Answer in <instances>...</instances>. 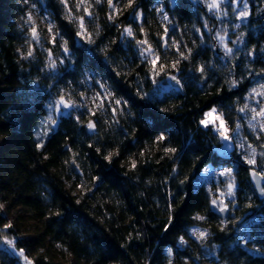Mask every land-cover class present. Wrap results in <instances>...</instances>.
I'll list each match as a JSON object with an SVG mask.
<instances>
[{"label": "trees", "instance_id": "obj_1", "mask_svg": "<svg viewBox=\"0 0 264 264\" xmlns=\"http://www.w3.org/2000/svg\"><path fill=\"white\" fill-rule=\"evenodd\" d=\"M241 2L249 10L243 24L232 0L212 17L192 0H135L127 10L128 0H113V7L94 1L88 6L90 14L77 3L65 7L43 0L59 37L52 54L64 62L45 69L42 55L28 60L20 55L25 38L6 16V0H0V264H21L15 254L19 249L34 264H166V246L173 248L175 264H182V258L199 264L193 250L199 256L204 250L189 238L198 224L193 217L204 213L213 225L221 220L206 211L212 193L194 185L205 167L234 170L235 208L226 218L240 217L228 224L227 232L214 227L208 244L219 246L216 255L227 264H264V200L249 183V164L235 152L218 155V134L200 125L214 106L229 113L228 125H234L243 100L264 84V0H236ZM157 4L168 17L167 25ZM134 12L140 13L139 19ZM70 17L84 19V38L76 35L80 24ZM96 23L99 35L93 32ZM124 27L132 29L131 37L123 33ZM219 31L227 32L233 50L225 59L212 49ZM240 32L244 36L237 40ZM64 40L68 55L61 46ZM139 40L148 41L144 48L151 46L160 57L158 64L165 66L156 67L155 75L152 55L141 56ZM194 64L207 66L203 79L198 71L192 74ZM171 76L181 81V89L165 87ZM226 77L238 83L230 89ZM29 87L32 94L24 106L13 110L21 100L17 89L28 92ZM73 91L106 96V112L90 116L80 111V97ZM60 96L75 107L50 110L49 103ZM49 115L56 124L48 123ZM89 120L96 123L94 130L87 128ZM161 133L168 135L163 144L157 140ZM251 142L256 163L262 166L264 132ZM169 144L179 149L177 173L172 172L174 161L158 150ZM109 151L116 152L111 163L104 159ZM193 164L196 176L189 175L190 182L181 188L178 178ZM174 205L169 223L166 211ZM25 215L32 217L33 228ZM181 235L191 248L178 244ZM245 236L254 240L238 243ZM6 240H13L15 249ZM229 245L236 247L229 251Z\"/></svg>", "mask_w": 264, "mask_h": 264}, {"label": "rangeland", "instance_id": "obj_2", "mask_svg": "<svg viewBox=\"0 0 264 264\" xmlns=\"http://www.w3.org/2000/svg\"><path fill=\"white\" fill-rule=\"evenodd\" d=\"M95 0H87V7L91 6V2H94ZM108 0H101L100 3H107ZM30 3H35L37 4V9L34 10L39 17L35 21V24H31L27 21V16L30 11V4H25L23 0H6L5 6H6V16L16 24L18 29L22 32L24 38H25V49L24 52H27L31 50L33 54H40L43 56L45 63L49 62L50 60H54L57 64V61H61L60 58L55 59L53 56L52 48L55 46V43L50 42L53 37L56 35L55 30L52 29V31H49L48 28H42L40 24V20H43V22L47 25H51L53 22L51 20L50 15L46 10L44 9L43 6V0H30ZM77 3L80 4V0H67V4L70 5H75ZM208 0H202L201 3L198 5L203 12H205V15L208 17L215 16L216 13H220L222 7L228 3V0H220V7L217 9L210 10L207 7ZM245 3L241 2L239 3H234L233 4V9L235 12L236 17H238L239 13L241 11L245 10ZM84 7V6H80ZM80 7L78 9H80ZM160 8L162 9L161 12H157L161 21L167 25V20L163 19V16L166 15L163 8H161L160 5L157 4L156 9ZM246 10L249 14V10L246 6ZM221 14V13H220ZM226 12L223 13L225 15ZM222 15V16H223ZM23 18V19H22ZM247 17L244 18H237L239 24H243L246 21ZM219 21L222 20V17L219 16ZM32 27H35L39 33V38L38 40L34 41L31 36V29ZM223 36L224 40L221 42L219 40V37ZM47 37V38H46ZM214 42L212 44V49L216 54H223L222 59H225V47L227 45L228 41V34L227 32H217L214 37ZM144 50V46H139L138 51L141 52ZM21 55V54H20ZM148 56V55H146ZM31 58V57H29ZM145 58V56H143ZM172 77V76H171ZM166 88H174V89H181L180 84H177L175 80L171 79L168 77L166 79ZM258 91H264V89H259ZM74 92V91H73ZM75 95H78L80 97L79 100V110L80 111H85L88 112L90 116H92L95 113L99 112H106L107 107H108V101L106 99V96L104 95H99V94H94V93H87L86 96H83L81 92L75 91ZM77 97V96H76ZM95 98V99H94ZM85 100H87V103H85ZM264 103V96H258L254 95L253 93L249 94L244 100L242 106L244 104L249 105V108H258L261 106V104ZM241 106V107H242ZM239 109V108H238ZM237 109L236 117L234 118L233 122L234 124L239 123L241 127L239 129H236L235 132L230 135L231 139L229 141H223L219 139L220 141V147L217 149L218 155L222 157H229L232 152H235L236 154H240L246 161L248 160L249 157H252V142L251 139L258 140L259 136L261 133L259 130V124L261 123V118L257 117L255 120L251 119L252 117V112L249 110H245L244 112H240ZM67 110V109H66ZM212 112V111H209ZM214 116H217V113L214 112L212 116L210 117H205L203 116L202 119H208L212 120ZM218 121H215L213 124H210L209 127L212 128V130L215 132L214 128L215 126H218ZM201 125V124H200ZM203 128H205L203 125H201ZM255 131V134H254ZM217 133V132H216ZM218 134V133H217ZM219 136V134H218ZM256 159V156L253 157ZM250 171L251 172H256L259 173L264 182V166H260L259 164H253L249 165ZM209 171L206 173H201L196 177L194 181L195 188L197 189L198 187L204 186L206 188H211L214 186V189H218L217 191L213 192L212 195L214 197H218L219 200L225 201L229 205L228 211V216L231 214L232 210L235 208V204L231 203L232 201H235V194L233 196H228V195H221V193H226V187H221V185L226 186L229 182H233L235 184L234 178L233 177H221L218 175L220 171L223 169H213L211 167H208ZM223 182V183H222ZM236 185V184H235ZM237 191V187L235 188V193ZM227 216V217H228ZM25 221H27L28 225L30 228H33L34 222L33 219L30 215H25ZM197 225L192 228V230L189 233V238L192 241H196V237L192 235L194 232H198L201 229L198 227L201 222L197 221ZM198 243V242H197ZM16 257L19 259L21 264H24V259L23 257H20L16 255ZM212 256L204 250L200 254V263L199 264H214Z\"/></svg>", "mask_w": 264, "mask_h": 264}, {"label": "clouds", "instance_id": "obj_3", "mask_svg": "<svg viewBox=\"0 0 264 264\" xmlns=\"http://www.w3.org/2000/svg\"><path fill=\"white\" fill-rule=\"evenodd\" d=\"M23 2H24L25 4H30V11H29V14H28V16H27V21H28L29 23H31V24L34 25V24H35V21H36L37 19H39V17L37 16L36 12L34 11V10L37 9V4H35V3H30V0H23ZM56 2H57V3H60V4H64V3H63V0H56ZM95 3L99 4V3H100V0H95ZM130 6H131V4L129 3V0H128V3L125 5V10H127ZM156 11H157V12H161L162 9L157 8ZM165 17H167V15H164V16H163V19H164V20H166ZM237 18L239 19V15H238ZM22 19H23V18H22ZM40 24H41L42 28H48V27H49V25L45 24V23L43 22V20H40ZM55 27H56V26H55V23H52V24H51V28H52L53 30H55ZM193 27H195V25H193ZM237 27H239V25H237ZM196 31H199V29H196ZM93 32H94L95 35H99V33H100V25H99L98 23H96V24L94 25ZM243 36H244V33H243V32H240V34L237 36V40L242 39ZM46 38H47V37H46ZM67 43H68L67 40H64V41L62 42V45H63V44H67ZM91 43H94V41H92ZM234 43H235V41H234ZM29 51H31V50H29ZM29 51H27V52H22V53H21V56H22V58H23L24 60H28L29 57H32L33 59L35 58V57L33 56V53H32V52H31V55H29ZM105 51H106V50H105ZM250 53H251V52H249V55H250ZM185 57H186V58H185L186 60H189V59H190V57L187 56V55H186ZM60 63L63 64L64 62H63V61H60ZM55 67H56V66H55ZM212 67H215V65H212ZM47 68H52V66L50 65V61L47 62V63L45 64V69H47ZM201 68H203V71L200 70ZM197 71L199 72V76H200V78L203 79V78L205 77V75H206V72H207V66H205V67H199V64H194V65H192V74H195ZM261 71H264V69H262ZM173 77H175V79H173V80H175L177 84H180V83H181V81L178 80L176 76H173ZM33 79H34V80H39V77L37 76V77H35V78H33ZM232 81H236V82L238 83L237 80H233V79H231V77H226V78H225V83L229 86L230 89H231V87L233 86V85H232ZM197 86L199 87V85H197ZM36 87H39V86L36 85ZM40 92H41V93H44L45 90H44V89H40ZM31 94H32V88H31V87H29L28 92H24L22 89H17V96L20 97L21 100H20V103H19V104H14V105H13V110H16L18 107H22V106H24V104H25V97H27V96H29V95H31ZM143 98H144V97L142 96L141 99H143ZM41 99H42V97H41ZM57 99H58V98H57ZM57 99H55L52 103H49L48 106L54 104V103L56 102ZM37 102H40V101L37 100ZM70 102H71L72 104H74L73 101H70ZM85 103H87V100H85ZM245 105H247V104H244L242 107H240V108L238 109V111H240V109H242V108H245ZM213 110H214V112L217 113V116H221V117L224 118L225 123H226L227 128H228V133H229V135H230L231 133L235 132L236 129H239V128L241 127V125H240L239 123H236V124H234V125H228L227 117H228L229 113H226L225 111H223V109H222L220 106H214V107L211 109V111H213ZM240 112H241V111H240ZM206 113H208V112H206ZM128 114H129V115H133L131 112H129ZM204 115H205V114H204ZM254 115H255V113L252 112V117H253ZM252 117H251V119H252ZM89 121H90V120H89ZM81 123H83V121H81ZM87 123H88V122H87ZM254 134H255V131H254ZM169 135H170V134H169ZM161 136L164 137L163 140H160V139H159V137H161ZM219 139H221L220 136H219ZM157 140H158L161 144H163L166 140H168V135H165V134L161 133L160 135L157 136ZM221 140H222V139H221ZM166 148H167V149H171V151H167V152H166V151H165ZM96 150H97L98 153L100 152V148H99V147H97ZM158 150L163 151L164 154H165V156H167L169 160H173V161H174V163H173V168H172V172H173V173H177V172H178V168H179V162L176 160V156H177V154L179 153V149H178V147L175 146V145H171V144H169L168 146H164V147H159V146H158ZM115 154H116L115 151H109V152H108V155L104 156V159L107 160L109 163H111V159H110V158H111L113 155H115ZM194 167H195V164H193V165L189 168L188 172H187L185 175H183L182 177H179V178H178V181H177V182H178V184L181 186V188H183L185 184H187V183L190 182V181H189V175H191L193 178H195L196 173L192 171V168H194ZM206 169H208V168L205 167V168L201 169V173H206V172H208V171H206ZM224 169H225V168H224ZM228 169H232V168H228ZM257 175H260V174L257 173ZM221 187H226V186L221 185ZM217 190H218V189H208V191H209L210 194L213 193V192H215V191H217ZM226 191H227V187H226ZM259 194H260V198H261L262 200H264V194H262V193L260 192V189H259ZM140 195H143V193H141ZM179 199H180V202L183 201V197H180ZM216 199H219V198H218V197H213V198H212V200H216ZM212 200H211V201H212ZM231 203H235V201H232ZM211 204H212V203H211ZM246 206H247V207H251L252 205H251V204H248V205H246ZM3 207H4V205H3V204H0V209H3ZM217 208H218V206H217V207H214V208H209V209H207L206 211L211 212L213 215H216V216H220L221 213H224L225 217L227 216V212H226V211H224V212L217 211ZM227 209H229V205H228V204H227ZM175 210H176V206L174 205V206H171V207L166 211V216H167V219H168L169 223H170L171 220H172V216H173V213L175 212ZM193 219H194L195 221H199V222H201V224L198 226L201 230L198 231V232H194V233H192V235L196 237V241L198 242L200 248H201L202 250H207V251L211 252V253L213 254V258L217 261V264H227V261H221V260L219 259V256L216 255V253L219 251V246H218V245H209V244H208V241H209L210 238H212V237L214 236V233H213V231H212V229H213L214 227H215L216 229H218L219 231L227 232V231H229V229H228V224H233V225L236 224V222H237L238 220H240V217H239V216H235V218H234V219H231V220H229V219H227V218H224V219H221V220H220L218 223H216L215 225H213L211 222H209L207 215L204 214V213H196V214L194 215ZM258 219H259V218H258ZM200 232H204V233H206V236H205L204 238H200ZM253 240H254V238L249 237V236H245V237H244L242 240H240L238 243H241V244H245V245H246L249 241H253ZM178 244H179L180 246H187L188 248H191V245L189 244V241H188L183 235H181V236L178 237ZM235 247H236V245H229V251L234 250ZM165 251H166V255H167V257H168V259H167V261H166V264H175V258H174V256H173V248H172L171 246H166ZM169 253H171V254H169ZM193 254L196 256V260H197V262H198V261L200 260V256L197 255V254L195 253V250H193ZM142 264H148L147 260H144V261L142 262ZM182 264H193V261H192V260H189V259L182 258Z\"/></svg>", "mask_w": 264, "mask_h": 264}, {"label": "snow or ice", "instance_id": "obj_4", "mask_svg": "<svg viewBox=\"0 0 264 264\" xmlns=\"http://www.w3.org/2000/svg\"><path fill=\"white\" fill-rule=\"evenodd\" d=\"M101 2V0H100ZM63 3L65 5V7H67V0H63ZM129 3L131 5H134L135 3V0H129ZM232 3H236V0H232ZM87 5V0H80V4L77 5V7H80V6H84L83 10L86 14H90L89 13V10H88V7L86 6ZM108 5L109 7H113V0H108ZM220 0H208V3H207V7L210 9V10H213V9H217L218 7H220ZM248 16V12L246 10V6H245V10L244 11H241L239 13V18H244V17H247ZM113 17H109V19H112ZM134 18L135 19H139L140 18V13L139 12H134ZM70 19H72L73 23H76V22H79L80 24V31H77L76 35L77 36H80L82 38L85 37L86 33L84 32V27H85V24H84V19L83 18H72L70 17ZM165 19L167 20L168 17H165ZM49 31H52V28H51V25H49ZM165 32H167V29H165ZM123 33L126 34L127 36L131 37L133 35V31L130 27H124L123 29ZM31 36H32V39L34 41L38 40L39 38V33L37 31V29L35 27H32L31 29ZM59 39L58 37V34L55 35L53 37V39L50 41L52 43H55L57 40ZM219 40L221 42H223L224 40V37L223 36H220L219 37ZM89 43L92 42L91 39L88 40ZM137 45L138 46H144V45H148V41L146 40H139L137 41ZM63 47V50H64V53L65 55H68L69 52H70V49L68 48L67 44H63L61 45ZM233 52L232 48L230 47H225V55H229ZM29 55H31V51H29ZM146 55H152V59L150 61V63L153 65V74H157L155 72V68L156 67H159L160 69H164V65H161V64H158V61L160 59V57L156 56L153 54V49L151 48V46H148V47H145L144 50L141 52V56H146ZM250 55H252V53H250ZM181 57L182 58H186L184 56L183 53H181ZM179 61H177L178 63ZM50 65L52 66V68H55L56 66V62L54 60H50ZM176 64H173L172 67H175ZM201 71H203V68L200 69ZM171 79H175V77H170ZM237 84L236 81H232V85L235 86ZM260 88L261 89H264V84L260 85ZM105 90H107L105 88ZM252 93L254 95H258V96H264V91H258L256 88H253L252 90ZM108 97H112V94L111 92L108 93ZM95 99V98H94ZM115 103L116 104H120L121 101L120 100H115ZM75 105L72 104L71 102L69 101H66L65 97L63 96H60L56 102L52 105L49 106V109H55L56 112H61L63 110H66V109H70V108H74ZM245 110H249L253 113H255V115L252 117L253 120H255L257 117L261 118V123L259 124V130L261 132H264V103L261 104L260 107L258 108H249V105H245V108H242L240 109L241 112H244ZM214 113V110L212 112H208V113H205V117H210L212 116ZM47 121L49 124H56V121L53 119V116L52 115H49L47 117ZM215 121H218V126H215L214 130L215 132H217L219 134V136L221 137V139L223 141H229L231 139L229 133H228V128H227V125L225 123V120L223 117L221 116H214L212 120H208V119H202L200 121V124L203 125L205 128H209V125L210 124H213ZM87 128L89 130H94L96 128V123H94L93 121H89L87 123ZM160 140H163L164 137L161 136L159 137ZM37 148H41L42 145L40 143H37ZM165 151H171V149H165ZM255 156V149H253L252 151V157H249L248 160H247V163L249 165H253V164H256V160L253 158ZM261 165L264 166V153H261ZM131 167L133 169L136 168V163L133 162ZM206 171H209V169H206ZM233 169H228V168H225L223 169L222 171H220L218 173L219 176L221 177H225V176H228V177H232V174H233ZM253 175H255V172H253ZM223 183V182H222ZM259 189H260V192L262 194H264V183H260L259 185ZM227 192L226 193H221V195H228V196H233L235 194V188H236V185L233 183V182H229L227 185ZM212 205L214 207H217L218 206V209L219 211L221 212H224L227 210V203L223 200H219V199H216V200H212L211 201ZM4 228H10L11 225L10 224H5L3 225ZM0 235H3L2 232H0ZM206 236V233L204 232H200V238H204ZM4 243H6L8 245V247L10 249H15V243L13 240H6L4 241ZM16 255L20 256V257H23L24 259V264H34V262L32 260H30L24 253V249H19L18 251L15 252ZM171 254V253H169Z\"/></svg>", "mask_w": 264, "mask_h": 264}, {"label": "water", "instance_id": "obj_5", "mask_svg": "<svg viewBox=\"0 0 264 264\" xmlns=\"http://www.w3.org/2000/svg\"><path fill=\"white\" fill-rule=\"evenodd\" d=\"M202 0H192V2L195 4V5H199L201 3ZM248 180H249V183L252 187V189L254 190V192L256 193L257 197L260 198V194H259V184L260 183H263V179L260 175H257V173H255V175H253V172H250V174L248 175ZM210 208H214L213 205H211ZM217 211H219V209L217 208ZM227 212V216H228V211L226 210ZM226 216V217H227ZM219 218L221 219H224L226 218L224 213H221L220 216H218Z\"/></svg>", "mask_w": 264, "mask_h": 264}]
</instances>
